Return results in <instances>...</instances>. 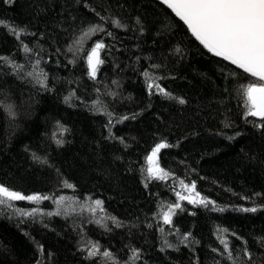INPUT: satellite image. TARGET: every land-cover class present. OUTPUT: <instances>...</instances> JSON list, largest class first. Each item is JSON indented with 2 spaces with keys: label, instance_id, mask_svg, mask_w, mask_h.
<instances>
[{
  "label": "trees",
  "instance_id": "obj_1",
  "mask_svg": "<svg viewBox=\"0 0 264 264\" xmlns=\"http://www.w3.org/2000/svg\"><path fill=\"white\" fill-rule=\"evenodd\" d=\"M92 25L103 31L82 36ZM0 58V185L48 197L0 205V264H264V121L243 94L259 81L166 5L0 0ZM193 184L207 206L177 196Z\"/></svg>",
  "mask_w": 264,
  "mask_h": 264
},
{
  "label": "snow or ice",
  "instance_id": "obj_2",
  "mask_svg": "<svg viewBox=\"0 0 264 264\" xmlns=\"http://www.w3.org/2000/svg\"><path fill=\"white\" fill-rule=\"evenodd\" d=\"M14 2V0H13ZM160 2L171 9L177 17L180 18L187 25L188 30L192 36L207 51L215 57H221L224 61L230 62L237 68L242 69L244 73L255 77L257 81H264V0H160ZM118 26V22H113ZM21 32L24 29L20 30ZM103 28L99 25L90 26L82 36L89 37L102 32ZM17 38H20L19 32H14ZM112 35V33H108ZM77 45L82 47L81 41H76ZM107 48V45L102 41H96L91 47L90 51L86 52V61L88 68V75L91 79H95L99 66L104 63L101 58V50ZM71 50V48H70ZM24 52H30L31 49L24 45ZM3 59V58H0ZM71 62V61H70ZM22 69V66H17ZM146 76L147 72L144 73ZM27 76H33V73H26ZM41 75H45L41 73ZM43 85L42 81H38ZM149 89H157L160 94L170 97V93L166 92L159 84L149 83ZM246 96L247 116L259 117L264 121V84L253 82L247 85L243 93ZM68 98H66L67 100ZM179 103L183 104L185 101L179 99ZM127 119V117H125ZM111 123V121H109ZM61 126L60 135H63ZM58 145L63 141L53 134ZM234 138V137H233ZM232 139V138H230ZM169 147L166 143H159L152 150L151 155L148 157L149 162H152L156 154L164 148ZM33 159L40 163H47L41 157L33 154ZM162 171V170H161ZM154 169L148 168L150 177L153 175ZM166 175V174H165ZM160 179L163 176L159 177ZM72 187L71 185H67ZM187 188L188 186L185 185ZM195 188L193 184L189 191ZM197 197L199 193L196 194ZM179 199H187L189 203H198L207 206L204 199H193L191 197L180 195L177 193ZM41 199H48V197H41L39 195L25 196L19 192L12 191L6 186L0 185V205L8 201L28 200L39 201ZM63 199V198H61ZM60 201H57L59 203ZM97 206L101 205L100 200L94 202ZM180 208V204L169 206V210L163 214V222L165 224L171 223L172 209ZM36 209H33L35 212ZM246 212H255L256 208H246ZM51 214V213H50ZM27 215V213H25ZM115 220V218H111ZM119 226V225H118ZM221 232H227V229H221ZM223 244V253L226 254V259H232V251L229 244L225 240H221ZM95 247V246H94ZM213 251H217L213 249ZM99 249L96 251H89V256L97 255ZM244 255L250 257L249 251L245 248ZM103 257L108 260H113L111 254L107 251L102 253ZM219 264V262H217ZM235 264V262H234Z\"/></svg>",
  "mask_w": 264,
  "mask_h": 264
},
{
  "label": "rangeland",
  "instance_id": "obj_3",
  "mask_svg": "<svg viewBox=\"0 0 264 264\" xmlns=\"http://www.w3.org/2000/svg\"><path fill=\"white\" fill-rule=\"evenodd\" d=\"M259 83L261 84L262 82L261 81H259ZM190 187H184L183 188V190H182V192H183V196H187V197H191V198H193L194 196H195V192L192 190V191H189L188 189H189ZM181 191H179V193H180V195H181V193H182ZM197 197H194L193 199H196Z\"/></svg>",
  "mask_w": 264,
  "mask_h": 264
},
{
  "label": "water",
  "instance_id": "obj_4",
  "mask_svg": "<svg viewBox=\"0 0 264 264\" xmlns=\"http://www.w3.org/2000/svg\"><path fill=\"white\" fill-rule=\"evenodd\" d=\"M160 1V0H159ZM171 10V9H170ZM172 11V10H171ZM173 12V11H172ZM174 13V12H173ZM175 14V13H174ZM179 18V17H178ZM180 19V18H179ZM187 26V25H186ZM218 58H221V57H218ZM222 59V58H221ZM228 62V61H227ZM228 63H230V62H228ZM231 64V63H230ZM232 65V64H231ZM233 66H235V65H233ZM236 67V66H235ZM240 70H242V69H240ZM243 71V70H242ZM249 75V74H248ZM250 76V75H249ZM252 77V76H251ZM253 78H255V77H253ZM256 79V78H255ZM261 82H263L264 83V81H261Z\"/></svg>",
  "mask_w": 264,
  "mask_h": 264
},
{
  "label": "bare ground",
  "instance_id": "obj_5",
  "mask_svg": "<svg viewBox=\"0 0 264 264\" xmlns=\"http://www.w3.org/2000/svg\"><path fill=\"white\" fill-rule=\"evenodd\" d=\"M255 79V78H254ZM261 84H264L263 82Z\"/></svg>",
  "mask_w": 264,
  "mask_h": 264
}]
</instances>
